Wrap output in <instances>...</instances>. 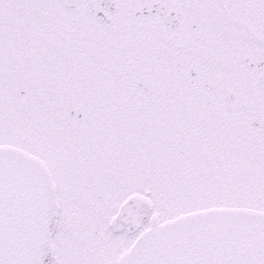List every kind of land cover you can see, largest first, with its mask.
<instances>
[{
  "label": "snow or ice",
  "instance_id": "obj_1",
  "mask_svg": "<svg viewBox=\"0 0 264 264\" xmlns=\"http://www.w3.org/2000/svg\"><path fill=\"white\" fill-rule=\"evenodd\" d=\"M0 264H264V0H0Z\"/></svg>",
  "mask_w": 264,
  "mask_h": 264
}]
</instances>
